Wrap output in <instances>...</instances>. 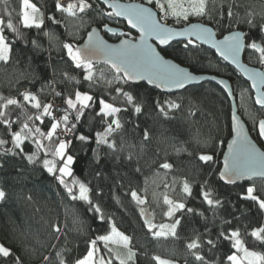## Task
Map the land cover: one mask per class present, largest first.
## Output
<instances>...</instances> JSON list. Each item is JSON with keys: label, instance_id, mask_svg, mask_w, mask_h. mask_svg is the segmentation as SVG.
<instances>
[{"label": "trees", "instance_id": "obj_1", "mask_svg": "<svg viewBox=\"0 0 264 264\" xmlns=\"http://www.w3.org/2000/svg\"><path fill=\"white\" fill-rule=\"evenodd\" d=\"M30 2L39 9L38 16L43 14L44 24L39 29L23 26L22 0H0V19L5 24L11 19L23 37L16 39V33L5 27V35L14 41V45L10 62H0V94L16 96L18 90L27 89L35 93L42 103H52L53 99L64 102L76 89L93 96L92 106L84 110L80 121L76 122L75 135L68 139L72 141L69 154L75 157V161L73 175L66 179L70 182L75 178L86 183L92 189L90 196L93 202L100 205L106 219L101 221L99 214L90 211L86 202L69 198L63 186L43 169L42 163L30 164L22 156H0V164H3L0 168V188L7 193L6 199L0 200V244L20 256L22 264H45L43 257L46 255L52 257V264H58L54 255L56 251L68 249L64 255L72 260L82 257L87 253L89 242L109 234L114 223L120 232L131 238V247L137 253L136 264H156L154 256L167 257L179 264H200L186 247L197 235L204 241L200 254L208 264H230L227 256L236 250L230 240L222 237L218 240V235L221 231L227 233L237 229L246 247L264 253V243L251 236L253 229L264 226V211L255 202L241 198L252 184L256 186L257 194L264 197V180L228 184L219 177L221 152L230 137V105L221 88L210 81L174 93H162L144 82L129 85L113 82L109 88L106 82L113 80L114 73L97 62L94 65L96 80L89 87L90 82L83 79L84 69L75 67L63 44L70 42L77 46L93 25L100 28L104 24L122 27L127 33L129 31L123 22L115 17L108 18L105 13L109 11L96 1L91 10L77 12L76 16L58 12L56 0ZM141 2L146 3L145 0ZM230 4L235 17L221 20L218 12ZM209 8L212 9L213 19L204 16L205 22L214 27L218 36L241 29L248 38L245 43L250 39L264 43V32L245 22L252 18L257 25L264 23V0H210ZM49 17H55L60 23H54ZM105 37L110 41L119 38L118 35L108 34ZM33 40L36 44L31 42ZM161 52L191 71L228 78L238 112L248 127H254L257 137L255 125L264 117V108L254 105L248 82L236 70L202 45L185 49L183 43L177 41L161 49ZM259 55L251 48L243 52L247 63L264 69L259 63ZM65 72L68 78L64 76ZM118 86L131 92L134 103L142 109L140 113H136L134 105L128 104L122 95L114 91ZM55 92L62 95L56 96ZM19 98L22 100V97ZM101 98L127 109L117 114L122 128L112 137L118 146L115 152L106 145L95 143V133L102 132L106 126L102 117L97 115ZM166 102L180 107L168 108ZM160 105L164 106L167 116L160 112ZM10 111L13 120L19 116L21 121L26 119V115L36 112L30 105H26L24 110L12 106ZM75 115L72 112L73 118ZM49 121L50 118L45 117L44 124L39 121H30L29 124L46 132L50 127ZM14 128L19 130L18 124ZM145 130L149 134L147 140L144 139ZM79 134L90 139L80 141L76 138ZM48 143L44 141V144ZM120 145H123L122 151L119 150ZM24 149L29 154L37 151L31 141L25 142ZM129 154L132 155L131 161L127 159ZM202 154L213 155V161L205 164L199 159ZM37 155L43 157V152H37ZM163 163L171 164L172 168H161ZM137 168L140 170L136 171ZM185 179L192 187L191 196L183 192ZM133 190L146 198L145 205L150 208L153 223H172L174 219H181L177 238L153 236L141 221L140 205L131 197ZM205 190L221 200L222 206H209L203 199L202 192ZM164 195L184 202L195 212L179 210L175 217L166 218ZM29 196L31 199H28ZM55 224L62 229L59 240L52 230ZM208 239L217 241L216 247L207 245ZM53 244L57 247L52 248ZM97 246L101 253L109 252L102 241H97ZM108 247L113 250V264H118L114 256L116 253L125 255V249L112 245ZM0 264H13V261L11 258H0Z\"/></svg>", "mask_w": 264, "mask_h": 264}, {"label": "snow or ice", "instance_id": "obj_2", "mask_svg": "<svg viewBox=\"0 0 264 264\" xmlns=\"http://www.w3.org/2000/svg\"><path fill=\"white\" fill-rule=\"evenodd\" d=\"M95 0H75L65 6L60 3V0H56V10L61 13H67L70 16H76L77 12L84 13L87 10L93 8ZM101 3L106 4L108 8L112 9L105 13L108 18L112 17H124L127 20L131 29H135L138 32V36H132L131 32H121L119 35L126 36L128 38L121 40L118 45L108 44L105 40L101 39L97 35V29L93 28L88 33V41L83 46H73L72 43H64L63 48L67 50V55L74 63L76 68L84 69V81H88L89 87L95 83L96 77L94 76V65L97 61L103 60L104 63L110 66V69L114 73L113 80L107 81V85L111 88L113 82L117 85H129L135 84L140 81H147L150 85H155L157 88L164 89H180L184 88L187 83L192 80L198 79L187 69L180 65L173 63L171 60L166 59L161 51L157 49L160 46H168L170 42L176 37L186 38V42L183 43L185 49L192 47H198L200 44H209L211 48L215 49L216 53L225 61H231L232 63L239 64V56L242 50L251 48L260 53L258 60L260 64H264V43H258L256 39H250V42L245 43L248 39L245 34L239 31H229L227 35H223V39H217L216 33L211 27L200 23H191L190 17L207 16L209 20L213 19L209 8L210 0H166V3H162L161 0H146L147 5H155L162 16H158L153 11L152 7H146L144 4H122L118 0H100ZM25 9L31 11H24L22 16V23L25 28L35 27L41 28L44 24L43 14L39 17L35 14L39 12V9L35 4L30 3V0H22ZM233 5H228L227 8H222L218 15L221 20L225 17L234 18L235 14L232 11ZM249 13V17H251ZM174 17L177 23L181 21L186 22V26L182 29H174L169 27L167 23H162L161 20L166 21L167 18ZM54 23H60L55 17H49ZM252 28H257L258 31L264 32V23L257 25L252 18H248L245 21ZM220 23V20H217ZM5 27L16 33V39H22V34L13 25L11 19L5 21L0 19V62L8 64L12 59L14 41H10L5 35ZM103 27L107 32H112L116 35L114 29L109 28L107 24ZM48 35V33H45ZM264 39V38H262ZM149 41H154L150 43ZM36 44V41H31ZM249 74V78L252 81V88L257 89L255 103L264 108V72L261 71H249L244 69ZM64 76L68 78V73L65 72ZM100 78H103V71L100 73ZM72 79H75L72 77ZM19 83V81H17ZM43 91V89H41ZM114 91L117 94L122 95L128 104L134 105L136 113L142 111L139 104L134 103V97L129 91H125L122 87H116ZM231 94V93H229ZM56 96H61V92H55ZM22 97V100L19 98ZM94 101L92 95L88 92H82L76 89L72 95L67 96L64 99L66 107L60 109L51 102L42 103L38 96L25 89L20 92L17 91L16 96H5L0 94V127H2L3 135L0 136V156H22L30 164L42 163L43 169L52 177H54L59 185H62L67 195L72 200L84 201L89 205V210L99 214V219L104 221L102 209L98 203H94L90 193L92 189L83 181L79 179H72L70 182L66 179L73 175L72 165L74 164L75 157L69 154V147L72 143L71 140L63 139L60 133H74L76 131V124L70 121V111L75 112V121L78 123L86 108L92 106L91 102ZM168 108H179L180 105L175 103H168ZM26 105H30L32 109H35L31 115H26V119L21 121L17 116L16 120L11 118L10 109L12 106L16 108L25 109ZM99 111L98 116L102 117V121L106 124L102 132L95 133V143L99 145H106L113 152L118 150L116 140L113 134L122 128V123L117 117V114L127 109L114 106L112 103H108L103 98L99 99ZM63 111V115L57 118L53 114V110ZM159 110L165 116L167 112L163 105L159 106ZM22 114H24L22 112ZM50 118V127L47 131H43L39 126H30L29 122L39 121L40 124H44V118ZM110 118V119H109ZM19 122V123H18ZM232 122L235 125L230 129V134L235 133L232 140L228 143V153L223 161V168L219 171V177L222 181L228 184H235L238 180L247 179L253 180L257 177L264 179V151L257 147L248 136V133L244 131L242 122L236 114L232 115ZM18 124L19 130L14 128V125ZM259 138H264V119L258 122ZM59 130V132H58ZM149 134L147 130L144 132V139L147 140ZM76 138L80 141L87 142L90 137L83 134H79ZM49 143L46 145L44 141ZM26 141H31L36 145V152L31 154L25 153L24 145ZM11 145L10 147H5ZM119 150H123V145L119 146ZM43 152V157L37 155V152ZM51 157V158H49ZM119 159V157H117ZM127 159L132 160V155L129 154ZM199 159L205 164H210L213 161V155L202 154ZM3 164H0V168ZM161 168L171 169L172 165L169 163H163ZM140 169L137 168L136 171ZM207 183V182H206ZM167 187V185H166ZM183 192L187 196H191L192 187L190 183L185 179L183 181ZM204 201L212 207L222 206V201L215 199L211 191L205 190L202 192ZM7 193L3 188H0V200L6 199ZM132 199L138 205H144L146 199L138 195L136 191L131 192ZM242 199L250 200L258 205L261 211H264V197L257 194V188L254 184L246 188L245 194ZM28 199H31L29 196ZM163 202L168 206V210L165 215L169 218H173L176 212L179 210H185L189 213H194L195 210L188 208L184 202L171 199L169 196L164 195ZM141 215H145V224L154 237L168 238L169 236L177 238V228L181 225V219H174L172 223L155 224L152 222L150 216H147L145 209L141 208ZM203 215V213H199ZM110 221V218H109ZM157 229L156 231H153ZM52 230L57 240L60 239L61 227L58 224L52 225ZM251 236L256 240L264 243V226L255 228L251 232ZM224 240H230L231 246L236 251L227 256V260L230 264H264V253L255 250H250L245 246L244 241L240 238L239 230H229L227 233L221 231L218 235L219 238ZM97 241H103L105 248H108L109 253H112V249L109 248V244L121 247L126 250L125 255L116 253L114 259L118 261V264H136L137 253L131 247V238L120 232L114 223L111 224V232L107 235H100L89 242V247L86 255L75 258L74 260L66 258L64 253L68 249L63 251H56L55 257L58 258V264H113L112 259H106L104 255H100V249L97 246ZM204 241L201 236L197 235L192 238L187 244V249L190 250L195 261L200 264H208L205 257L200 254L201 247ZM207 245L216 247L217 241L208 239ZM52 248H56L57 245H51ZM242 253V255L240 254ZM0 258H11L13 264H22L21 257L14 255L12 250L3 244H0ZM153 259L156 264H175L174 261L163 259L160 256H154ZM45 264H52V257L46 255L43 257Z\"/></svg>", "mask_w": 264, "mask_h": 264}, {"label": "water", "instance_id": "obj_3", "mask_svg": "<svg viewBox=\"0 0 264 264\" xmlns=\"http://www.w3.org/2000/svg\"><path fill=\"white\" fill-rule=\"evenodd\" d=\"M95 1H96L97 3H99V4H101L106 10H108V11H112V9L108 8V6H107L106 4L101 3L100 0H95ZM118 2H119V3H122V4H144L146 7H152V8H153V11L156 12L157 15H158V11H157L153 6H151V5H147L146 3H143V2H140V1H134V0H130V1H126V0H118ZM115 18H116L117 20L123 22V24H124V26H125V29H127V30L130 31V32H132V33H133V36H138V35H139L138 32H137L135 29H131V28H130V26H129L128 23H127V20H126L124 17H115ZM161 22H162V21H161ZM190 22H191V23H200V24L206 25V26H208V27H211L212 30L216 33L214 27H213L212 25L208 24V23L205 22V21H201V20H192V21H190ZM162 23H164V22H162ZM108 26H109V28L114 29L115 32H116V35L119 36V38H118L117 40H115V41H110V40H108V39L105 37V34H108V35H114V34H113L112 32H107V31L105 30L104 27L100 28V27H98V26H96V25H93V26L89 29V31L86 33V35H85V37L83 38V40H82L77 46H83L84 44L87 43V41H88V33L91 32L93 28H96V29H97V35H98L101 39L105 40L108 44H111V45H118V44L120 43L121 40H124V39L128 38V37H126V36L119 35V33L123 32V28H122V27H117V26H112V25H108ZM168 26H169V27H172V28H174V29H182V28H184V27L186 26V23H184V24H182V25H180V26H175V25H170V24H168ZM230 31H239V32L244 33V31L241 30V29H233V30H230ZM228 33H229V31L226 32V33H224L223 35H227ZM244 34H245V33H244ZM223 35L218 36L217 33H216V38H217V39H223ZM177 41H186V38H184V37H176L174 40H172V41L170 42V44L173 43V42H177ZM149 42H150V43H153L154 41H149ZM197 44L202 45V46H205V47H207L208 49L212 50V51L214 52V54H215L219 59H221L224 63H226L227 65H229L230 67H232L234 70H236L237 73H238L239 75H241V77H242L245 81L248 82L249 87H250V90H251V92H252V97H253L254 105H255L257 108H261L260 105H257V104L255 103V97H256L257 89L252 88V86H251V85H252V81H251V79L249 78V74H248L247 72H245L244 69L247 68L249 71H253V70H254V71H261V72H264V69L261 68V67L254 66V65H251V64L247 63V62L244 60V58H243V52H244V50H242L241 53H240V56H239V64H240V66H238L236 63H232L231 61H225V60H223V58L220 57L219 54L216 53L215 49L211 48L209 44H200L199 42H197ZM165 47H167V46H160L157 50H158V51H161V49H163V48H165ZM161 54L163 55L162 52H161ZM163 56H164L166 59L171 60L173 63H176V64L180 65L181 67L187 69V70H188L189 72H191L194 76L198 77V79L190 81L189 83L186 84V86H185L184 88H180V89H176V88H172V89L157 88V87H155V85H150V84H148L147 81H140V82H144V83H146V84L149 85V86L155 87V88H157V89H158L160 92H162V93H174V92H179V91L185 89V88L188 87V86H191V85H197V84L202 83V82H204V81H210V82L216 84V85H217L219 88H221V90L225 93V95H226V97H227V99H228V101H229V105H230V129H231L232 127L235 126V125L233 124V122H232V115H233V114H236V115L238 116V118H239V119L241 120V122H242V126H243L244 131H246V132L248 133L249 139H250L253 143H255V144L257 145L258 148H260L262 151H264V138H259L258 135H257L258 140H259V142L261 143V144H260V143H259V142H258V141H257L252 135H251V133H250V131H249V128H248V126H247V123L245 122V120L243 119V117H242V116L240 115V113L238 112L236 99H235V96H234V94H233V90H232V85H231V82H230V80H229L228 78L223 77V76H219V75H216V74H210V73H197V72L191 71L188 67H186V66H184V65H182V64H180V63H178V62L175 61L174 59H172V58H170V57H166L165 55H163ZM97 63H98V64H101V65H104V66H107V67L110 69V66H109L108 64L104 63L102 59L99 60V61H97ZM137 83H139V82H137ZM229 93H231V94H229ZM261 119H264V117L261 118ZM261 119H259V120L256 122V125H255L256 134H257V132H258V127H257V125H258V122H259ZM234 135H235L234 132L231 133V134H230V137L228 138V140L226 141V143H225V145H224V148H223V150H222V152H221V156H220V169H219V170H222V168H223V161H224L225 156H226L227 153H228L227 145H228V143L232 140V138L234 137ZM255 179H261V178L257 177V178H255ZM253 180H254V179H253ZM262 180H264V179H262ZM238 181H251V180L241 179V180H238ZM238 181H237V182H238ZM141 208L145 209V213H146V215H147V216H150L151 219H152V215H151V211H150L149 206H147V205H143V206H140V208H139V215H140L141 221H142L143 223H145L144 221H145V218H146L145 215H141Z\"/></svg>", "mask_w": 264, "mask_h": 264}, {"label": "rangeland", "instance_id": "obj_4", "mask_svg": "<svg viewBox=\"0 0 264 264\" xmlns=\"http://www.w3.org/2000/svg\"><path fill=\"white\" fill-rule=\"evenodd\" d=\"M126 1H130V0H126ZM138 1H141V0H138ZM146 1V0H145ZM72 2H75V0H73ZM161 2L162 3H166V0H161ZM31 3V2H30ZM153 7L156 9V7H155V5L153 4ZM24 11H31L30 9H25L24 8V6L22 5V16H23V12ZM37 17H39L38 16V13H36L35 14ZM163 15V13H161L160 11H158V16H162ZM192 20H201V21H205V17L203 16V17H197V16H191L190 17V21H192ZM162 22H164V23H167V24H170V25H175V26H180V25H182V24H184V23H186V22H184V21H181L180 23H177L176 22V20H175V18L174 17H171V16H169L168 18H167V20L166 21H164V20H161ZM133 36V35H132ZM262 66L264 67V64H262ZM249 128V130L251 131V135L252 136H256L255 135V133H254V127H248ZM255 139L259 142V140H258V138L257 137H255ZM260 143V142H259ZM261 144V143H260ZM170 197V196H169ZM143 198V197H142ZM171 198V197H170ZM146 199V198H145ZM172 199V198H171ZM145 205V204H144ZM140 206H143V205H140ZM167 210H168V206H167ZM166 210V211H167ZM164 216L166 217V218H169L168 216H166L165 214H164ZM157 225H159V224H157ZM156 230V229H155ZM110 232H111V230H110ZM109 232V233H110ZM103 242V241H102ZM104 243V242H103ZM109 245H112V244H109ZM112 246H114V247H117V246H115V245H112ZM118 248H121V247H118ZM126 251V250H125ZM100 255H104L105 256V258L106 259H112L113 260V255L111 254V253H109V252H106V253H101V251H100V253H99ZM241 255H242V253H240ZM161 258H163V259H168V260H172V261H174L175 262V264H179L177 261H175V260H173V259H170V258H167V257H163V256H160Z\"/></svg>", "mask_w": 264, "mask_h": 264}, {"label": "built area", "instance_id": "obj_5", "mask_svg": "<svg viewBox=\"0 0 264 264\" xmlns=\"http://www.w3.org/2000/svg\"><path fill=\"white\" fill-rule=\"evenodd\" d=\"M62 1H63V0H60V3H61ZM71 1H72V0H71ZM65 6H67V5H65ZM156 10L159 11V9H157V8H156ZM52 103H53L56 107H58V108H60V109H63L64 107H66V105L64 104V102L61 101V100L53 99V100H52ZM53 114H54V116H56L57 118H60L64 113H63V111H55V109H54V110H53ZM70 121H71V123L76 124V121L74 120L71 111H70ZM76 127H77V124H76ZM58 132H59V130H58ZM75 133H76V131H75ZM74 135H75V134H74V133H71V132L66 133V134H65V133H60V136H61V138H63V139H69L70 137H72V136H74Z\"/></svg>", "mask_w": 264, "mask_h": 264}, {"label": "bare ground", "instance_id": "obj_6", "mask_svg": "<svg viewBox=\"0 0 264 264\" xmlns=\"http://www.w3.org/2000/svg\"><path fill=\"white\" fill-rule=\"evenodd\" d=\"M72 2L71 0H63L61 3L67 5L68 3ZM67 14V13H66Z\"/></svg>", "mask_w": 264, "mask_h": 264}, {"label": "flooded vegetation", "instance_id": "obj_7", "mask_svg": "<svg viewBox=\"0 0 264 264\" xmlns=\"http://www.w3.org/2000/svg\"><path fill=\"white\" fill-rule=\"evenodd\" d=\"M123 32H124V29H123ZM130 32V31H129ZM132 33V32H131ZM132 35H133V33H132Z\"/></svg>", "mask_w": 264, "mask_h": 264}]
</instances>
